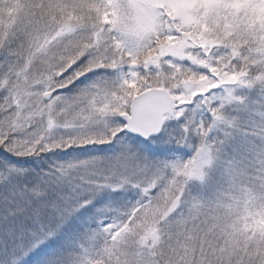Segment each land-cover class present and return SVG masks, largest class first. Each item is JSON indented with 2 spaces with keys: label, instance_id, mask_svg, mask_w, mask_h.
Masks as SVG:
<instances>
[{
  "label": "snow or ice",
  "instance_id": "snow-or-ice-1",
  "mask_svg": "<svg viewBox=\"0 0 264 264\" xmlns=\"http://www.w3.org/2000/svg\"><path fill=\"white\" fill-rule=\"evenodd\" d=\"M0 264H264V0H0Z\"/></svg>",
  "mask_w": 264,
  "mask_h": 264
},
{
  "label": "rangeland",
  "instance_id": "rangeland-1",
  "mask_svg": "<svg viewBox=\"0 0 264 264\" xmlns=\"http://www.w3.org/2000/svg\"><path fill=\"white\" fill-rule=\"evenodd\" d=\"M237 94L238 95H246L247 96V99L249 101H251L252 103H256L259 96H258V90L256 89H253V90H247V89H238L237 90ZM230 111V109H229ZM244 118L247 120V119H250L252 118V114L251 113H244ZM238 148V146H237ZM234 149H229V152H232ZM178 155L182 156L183 159L187 160V159H190L191 156H192V152L185 148L183 150H180L178 153ZM193 183H196L198 184L199 182H193Z\"/></svg>",
  "mask_w": 264,
  "mask_h": 264
}]
</instances>
